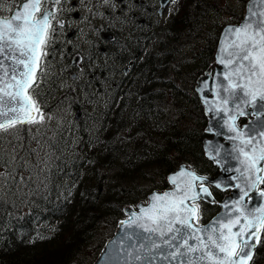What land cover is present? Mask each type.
Masks as SVG:
<instances>
[{
    "label": "trees",
    "instance_id": "16d2710c",
    "mask_svg": "<svg viewBox=\"0 0 264 264\" xmlns=\"http://www.w3.org/2000/svg\"><path fill=\"white\" fill-rule=\"evenodd\" d=\"M245 1L236 17L229 0H179L159 25L154 1L148 0L145 17L138 8L120 26L126 34L114 30L109 52L90 62L87 72L107 75L111 95L104 105L85 110L72 128L56 120L46 153L18 164L17 171L30 173L26 182L15 179L14 163L0 160L14 188L0 197V264H92L124 217V207L168 187L167 175L180 163L217 172L203 149L206 116L195 83L214 61L223 25L241 19ZM153 36V47L143 53ZM32 94L44 99L40 92ZM73 104L79 105L76 98ZM58 107L51 106L50 114L57 116ZM43 110L47 116V103ZM217 207L203 204L204 214ZM252 264H264L263 249Z\"/></svg>",
    "mask_w": 264,
    "mask_h": 264
},
{
    "label": "snow or ice",
    "instance_id": "6c2138e0",
    "mask_svg": "<svg viewBox=\"0 0 264 264\" xmlns=\"http://www.w3.org/2000/svg\"><path fill=\"white\" fill-rule=\"evenodd\" d=\"M42 2L26 0L22 9L15 11L10 18H0V132L44 119L29 94V89L38 87L36 74L38 70L42 71L39 61L42 56H47L44 49L55 31L52 27L55 13L47 9L41 11ZM54 3L58 5L60 0H54ZM257 3L264 5V0H252L245 22L227 30L226 34L233 38L226 58L224 48L221 49L219 62L228 68L223 74L227 83L222 87L228 94L222 101L225 107L221 110L224 112L230 111L226 106L231 98L234 104L237 100L241 102L235 104L239 115L245 114L243 107L247 106H258L264 115V11H253ZM5 61L11 63L6 64ZM228 119L235 121L236 116ZM261 128H264V121ZM229 129L236 132V136L230 139L240 140L243 145L237 149L239 155L235 157L243 165V171L239 176L231 177L238 181L234 185L238 189V198L224 203L226 211L212 225L206 228L195 226L199 220L197 201L212 197L209 188L203 184L206 178L183 169L170 178L175 185L174 191L153 194L149 205L141 207L139 215L130 218L131 224L145 232L158 233L161 237L171 233L165 240L170 251L162 257L167 264H249L253 260V252L264 231V191L259 190V185L264 184V175L261 174L264 173V165L261 164L264 162V140L254 143L255 136L242 139L245 133L239 131L234 123L229 125ZM257 135L264 138V130L258 131ZM248 146H251L250 151H245ZM185 176L190 180L181 188L178 177ZM197 181L200 182L199 191ZM215 187L220 188L221 185L216 184ZM253 194L259 204L249 208ZM127 223L129 221L121 222L122 225ZM177 241L179 243H174ZM152 247L159 249L156 244ZM156 258L152 257L153 260ZM144 259L148 260V257Z\"/></svg>",
    "mask_w": 264,
    "mask_h": 264
},
{
    "label": "rangeland",
    "instance_id": "374dc122",
    "mask_svg": "<svg viewBox=\"0 0 264 264\" xmlns=\"http://www.w3.org/2000/svg\"><path fill=\"white\" fill-rule=\"evenodd\" d=\"M19 0H3L0 4V14L10 13ZM119 0H60L57 5L54 3L55 12V38L53 40V58L49 60L47 69H44L45 77L39 87L40 94L44 96L45 104H48L47 116L44 124L23 129H15L14 135H9L3 132L2 143L4 148H0V160H8L15 164V179L19 182H26L30 178V173L26 174L24 170L17 171L18 164L27 161L28 158L33 162L35 158H41L49 148L50 140L56 130L54 126L56 120H61L67 128H72L75 125V114L77 109H81L82 115L85 110L91 112L93 105L101 108L104 103L110 98V85L107 75L87 76L84 69L91 70L93 63L83 62L78 63L75 70L78 72L76 78H72L71 72L65 70L70 66V57L67 56L71 50L77 51L84 46L82 40L88 37L91 26H80L85 23L94 22L93 25L101 26V22L97 21L103 16L104 9L111 6H116ZM226 2L227 0H222ZM244 0H229L233 5L235 15H238V6ZM178 0H172L165 15L161 17L160 24H163L170 11L176 8ZM121 5V4H120ZM133 7V6H131ZM74 12H79V17L73 15ZM229 16L228 13H225ZM71 24V26H65ZM75 30V34L69 37V34ZM92 29L96 32L95 26ZM64 38V41L62 39ZM101 46H106V40L99 39ZM96 53L101 51V46ZM102 56V54H99ZM101 60V59H100ZM96 62V60H93ZM46 72V73H45ZM84 72V73H83ZM83 73V74H82ZM57 98V99H55ZM74 98L77 99L78 106H74ZM52 100H55L52 102ZM59 105L57 116L50 114V107ZM57 110V109H53ZM14 132V131H13ZM1 164V163H0ZM17 182L15 181V192ZM12 187V175L8 168L0 166V197L9 196Z\"/></svg>",
    "mask_w": 264,
    "mask_h": 264
},
{
    "label": "water",
    "instance_id": "95a60500",
    "mask_svg": "<svg viewBox=\"0 0 264 264\" xmlns=\"http://www.w3.org/2000/svg\"><path fill=\"white\" fill-rule=\"evenodd\" d=\"M168 2L169 0H161L160 12L163 11L164 6H166ZM251 4H252V0H249L247 3V13L245 15V18L242 20L240 24H229L223 29L219 42V47L216 53L217 63H215L216 69L214 74H212V68L208 69L204 75H201L197 79V84H196V89L202 99V102L205 105V111L209 117V122L206 127V131L213 134L211 137H206L204 139V147L206 150V155L214 160V162L220 167V171L217 175L214 176H202L196 173L191 168H189L186 164H182L178 170L172 172L169 175V179H170L172 176H176L178 173H180L181 170L183 169L186 171H191L195 173L197 176L205 177L206 180L204 182H211L215 185L220 184L221 185L220 188H230V187L232 188L231 192L227 196H225V199L221 202L222 210L207 224L202 226L195 225L196 227L199 228H206L212 225L213 221L216 220L218 217H220L226 211L223 207L224 203L226 202L230 203L232 199L238 198V189L234 187V185L238 181L231 179V177L239 176L240 172L243 171V165L239 162V160L235 158L236 156L239 155L237 149L239 147H242L243 145L241 144L240 140L230 139V137L236 136V132L230 131L229 125L234 123L239 131L245 133L242 139H248L251 136H255L256 140L254 141V143L264 140V138H261L259 135H257L258 131L264 130V128H261V122L264 121V115H261L258 106L257 107L242 106L243 111L245 112L244 115H247L251 118V122L245 123L243 125V128H240L237 124L238 119L241 116H244V115H239L238 110L235 107V104L241 103L239 100L235 101L234 104L233 100L229 98V102L226 107L230 109V111L224 112L221 110L225 107V105L222 102L223 99L228 97V94L223 91V87H222L227 83L224 79L223 74L226 71H228V68H226L224 64H221L219 62L221 57V49L222 47L224 48V55L226 58L227 52L231 51L229 44L233 38L226 34L227 30L230 27H238L245 22ZM20 9H22V6L20 8H16L14 10V13L15 11ZM253 11L257 13L264 11V5L257 3L253 7ZM257 18L259 17L257 16ZM77 60L78 57H76L73 60V63H76ZM5 63L9 64L11 62L5 61ZM204 85H206L207 87H204ZM210 108L213 110L210 111L209 110ZM253 113H255L254 117H253ZM233 115L236 116L235 121L229 120L228 118ZM250 148L251 146L246 147L245 151H250ZM240 159H244V157L240 156ZM261 164L264 165V162H261ZM237 169H239L240 171L239 172L236 171ZM261 174L263 175V173ZM188 180H190V177L187 176L178 177L177 182L181 185V188H183L184 183L187 182ZM196 183H197V191H199V186H198L199 181H197ZM204 187L207 186L204 185ZM174 190H175V185L173 188L167 189L162 192H158V191L152 192L149 195V203L153 194H163L164 192H170ZM203 199L209 201L214 200L213 196L210 198H203ZM245 199L247 201V198ZM149 203L145 204L144 202H140L139 208L141 209V207H147ZM258 204L259 201L255 198V195L253 194V199L248 204V206L249 208H251L253 206H257ZM125 213L129 214L131 218L134 216H138L140 210L136 211L132 207L126 206ZM130 218L126 220H122V221H129V223L127 224L122 225L121 224L122 221L119 222L118 228L114 233L113 237L107 241L100 255L93 264H167V262L164 261L162 257L163 255H166L168 251H170V249H168L167 245L165 244V240L169 238L171 233L167 234L164 237H161L159 236L158 233L154 234V233L145 232L142 229L131 224ZM139 222L141 221H138V223ZM199 234L204 235V233H199ZM174 243H179V242L177 241ZM189 243H195V242L189 241ZM153 244L159 245V249L153 248L152 247ZM150 249H151V254L149 255ZM137 256H140L141 259L137 260L136 259ZM146 256L148 257V260L144 259V257ZM152 257H157V258L153 260ZM173 264H175V262H173Z\"/></svg>",
    "mask_w": 264,
    "mask_h": 264
},
{
    "label": "flooded vegetation",
    "instance_id": "af4514ba",
    "mask_svg": "<svg viewBox=\"0 0 264 264\" xmlns=\"http://www.w3.org/2000/svg\"><path fill=\"white\" fill-rule=\"evenodd\" d=\"M125 6V5H124ZM116 20H117V16L114 15V22L116 23Z\"/></svg>",
    "mask_w": 264,
    "mask_h": 264
}]
</instances>
